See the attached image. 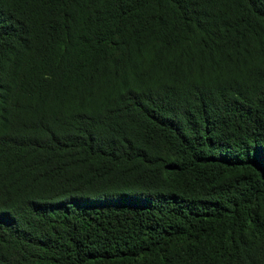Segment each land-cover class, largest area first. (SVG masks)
Wrapping results in <instances>:
<instances>
[{
	"label": "trees",
	"instance_id": "trees-1",
	"mask_svg": "<svg viewBox=\"0 0 264 264\" xmlns=\"http://www.w3.org/2000/svg\"><path fill=\"white\" fill-rule=\"evenodd\" d=\"M0 264H264V0H0Z\"/></svg>",
	"mask_w": 264,
	"mask_h": 264
}]
</instances>
